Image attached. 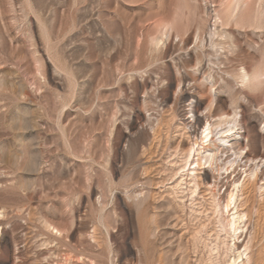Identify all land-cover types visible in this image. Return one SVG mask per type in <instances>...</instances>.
<instances>
[{"label":"rangeland","instance_id":"1","mask_svg":"<svg viewBox=\"0 0 264 264\" xmlns=\"http://www.w3.org/2000/svg\"><path fill=\"white\" fill-rule=\"evenodd\" d=\"M230 1L0 0V264H225L244 245L264 264V0L227 21ZM233 108L245 151L223 147L218 173L202 159L191 193L175 172L194 118ZM242 179L228 250L213 199Z\"/></svg>","mask_w":264,"mask_h":264},{"label":"bare ground","instance_id":"2","mask_svg":"<svg viewBox=\"0 0 264 264\" xmlns=\"http://www.w3.org/2000/svg\"><path fill=\"white\" fill-rule=\"evenodd\" d=\"M244 2H245V0H231L230 1V3L227 5L226 10H225V18L227 19V21H229L233 18L237 19L236 12H237L238 8L240 7V5L243 4ZM218 19H219V17L217 16L215 20H218ZM168 36H169V27L164 26L160 35L154 39L155 48H159L161 45H163L165 43L166 39L168 38ZM177 37H178V35H177ZM213 39H214V37H213ZM196 40H197V38H196ZM213 42H215V41L213 40ZM201 44H202V42H201ZM213 44H215V43H213ZM241 69H243L244 71L241 72ZM262 75L263 74H262L261 70L258 68H255L251 73H249L244 67H242L238 71L236 78L243 86H249L250 84H260L262 82ZM245 76L249 77V79L247 81L244 79ZM207 79L210 81L211 85H213V82H212V79L210 78V76ZM211 91H213V96L216 97V95H217L216 90L214 89ZM211 105H212V102H211ZM211 105H210V107H211ZM237 116H238V110H236V108H233L232 114L220 115L213 122L206 120V119L204 122H202V120H201L202 116L201 117L195 116L194 122L197 124V130H199L201 128L200 133L198 135L201 147L195 148L197 144L194 143L195 147L193 145H190V147H188L186 149L185 154L183 155V158L181 159L180 164L176 168L177 171L175 172L177 175L179 174L180 181H178V184H182V182L184 180H186L183 178V176L185 175L184 172L187 170V176H190L188 183L190 182V184H191L188 187H189L191 193H194L196 191L197 186H198L197 176L195 174L197 167H199V165H201L204 162H206V163L208 162L210 166H212L213 164L215 165V170L218 173L219 169L221 170V167L217 164L218 153L219 152L221 153V151L223 150V147L229 148V150H233V154L236 157L242 156V154H243L242 152L245 151L244 149L241 152L234 150L235 145L239 143V141H238L239 137L237 138L238 132H236V128L238 125V119L237 118L239 117V116L238 117ZM194 126H195V124H194ZM198 146L199 145H197V147ZM195 151L197 153V154L195 153L196 157H195V159H193L192 162H190L191 157L195 156L194 155ZM200 153L203 155L200 156ZM202 159L204 162L201 161ZM236 159H238V158H236ZM192 163H193V166H191ZM229 164L231 167L233 165V161L230 160ZM187 165L189 167L186 169ZM257 166L259 167V165H257ZM257 166H255V167L253 166L254 168H251L249 174L246 175L248 180L250 178L251 179L254 178L257 175V168H258ZM244 179H242V181H240V182L236 181L233 183L232 188L224 196L223 204H221V202H222L221 200L223 199V197L220 196L219 194H218V196H215V198L213 199V204H214V207L216 208L215 210H216V212H218V214H219V212L224 214L226 211H228V209H230V208L232 209V213L230 216L224 217L223 218L224 220L223 219L219 220L221 222V227L226 228L227 232L231 233V235H232L231 237H233V239H232L233 241H231L232 243L226 244L227 245L226 249H228V250L236 245L235 238H237L236 234L238 233V230L241 229L240 224H242L244 222L245 218H247V216L244 212L238 210V206L236 204L237 191L239 190V188H241ZM185 182H187V181H185ZM97 203L99 204L100 207H99L98 216L96 218V222H98L100 224H105V223H103V216L101 214L102 210H103V206L99 200V197L97 198ZM223 211H225V212L223 213ZM43 221H44L43 222L44 228L46 229V231L49 235H51L57 239L63 238L64 234L60 228H57L56 226L52 225L51 223H49L46 220H43ZM104 227L106 228L105 225H104ZM0 233H1V231H0ZM88 237L92 243L93 242L98 243V236H97V231H96L95 227H93V229H91V231L88 233ZM237 253L238 254H236V256L234 255L225 264H246V263L250 262L251 257H250V253H249V249H248L247 245H244L242 252L237 251ZM243 256H244V258H243ZM215 261H217V260H215Z\"/></svg>","mask_w":264,"mask_h":264},{"label":"clouds","instance_id":"3","mask_svg":"<svg viewBox=\"0 0 264 264\" xmlns=\"http://www.w3.org/2000/svg\"><path fill=\"white\" fill-rule=\"evenodd\" d=\"M244 70L241 69V72H243ZM244 79L247 81L249 79V77L245 76Z\"/></svg>","mask_w":264,"mask_h":264}]
</instances>
